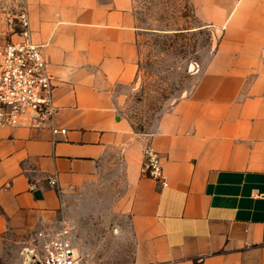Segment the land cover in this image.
Wrapping results in <instances>:
<instances>
[{"label":"crops","instance_id":"crops-1","mask_svg":"<svg viewBox=\"0 0 264 264\" xmlns=\"http://www.w3.org/2000/svg\"><path fill=\"white\" fill-rule=\"evenodd\" d=\"M193 2L216 48L193 91L142 134L119 101L139 66L133 0H26L67 132L0 126V240L45 232L114 171L134 264H264V0ZM147 145L167 187L140 174Z\"/></svg>","mask_w":264,"mask_h":264},{"label":"rangeland","instance_id":"rangeland-1","mask_svg":"<svg viewBox=\"0 0 264 264\" xmlns=\"http://www.w3.org/2000/svg\"><path fill=\"white\" fill-rule=\"evenodd\" d=\"M193 0H133L139 35V66L119 92L123 116L142 134L156 130L172 106L199 81V64L214 53L219 35L203 22ZM26 0H0V55L16 38ZM198 64V65H197ZM73 194L52 234L67 222L76 253L88 264H134V237L126 195L115 172L104 173ZM40 233V232H39ZM37 230L11 231L0 240V264H42Z\"/></svg>","mask_w":264,"mask_h":264},{"label":"built area","instance_id":"built-area-1","mask_svg":"<svg viewBox=\"0 0 264 264\" xmlns=\"http://www.w3.org/2000/svg\"><path fill=\"white\" fill-rule=\"evenodd\" d=\"M16 38L6 43L0 55V126L48 129L53 134H66L58 128V109L53 102L54 85L48 72L44 46L33 39L28 11L18 15ZM140 174L167 187V177L160 153L151 145L143 150ZM50 183L56 185L57 180ZM42 264H88L80 257L69 238L67 222L52 234L40 232Z\"/></svg>","mask_w":264,"mask_h":264}]
</instances>
